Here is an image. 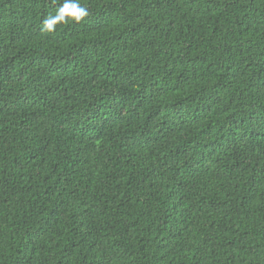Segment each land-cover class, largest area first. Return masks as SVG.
I'll list each match as a JSON object with an SVG mask.
<instances>
[{
    "label": "trees",
    "instance_id": "obj_1",
    "mask_svg": "<svg viewBox=\"0 0 264 264\" xmlns=\"http://www.w3.org/2000/svg\"><path fill=\"white\" fill-rule=\"evenodd\" d=\"M0 0V264H264V0Z\"/></svg>",
    "mask_w": 264,
    "mask_h": 264
},
{
    "label": "clouds",
    "instance_id": "obj_2",
    "mask_svg": "<svg viewBox=\"0 0 264 264\" xmlns=\"http://www.w3.org/2000/svg\"><path fill=\"white\" fill-rule=\"evenodd\" d=\"M57 4V0H53ZM87 7L80 3V0H60L54 15H49L42 21L41 31L53 33L57 25L62 24H80L89 16Z\"/></svg>",
    "mask_w": 264,
    "mask_h": 264
}]
</instances>
